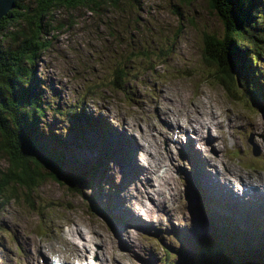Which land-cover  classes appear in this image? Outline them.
<instances>
[{"label": "rangeland", "instance_id": "1", "mask_svg": "<svg viewBox=\"0 0 264 264\" xmlns=\"http://www.w3.org/2000/svg\"><path fill=\"white\" fill-rule=\"evenodd\" d=\"M132 2L120 0L119 6L104 2L95 11L85 7L61 8L45 19L50 25L46 37L51 43L35 63L33 81L44 99L45 114L40 118V126L45 137L50 132L58 134L64 144L55 147L63 148L67 159L91 165L102 157L106 159V168L99 166L89 179L88 189L79 187L80 191L54 180L42 183L32 192L19 185L15 194L11 189L5 190L4 200L0 199V264H36L40 260L48 261V256L50 260L56 251L48 250L47 255L35 261L39 244L53 242L64 252L67 249L64 239L71 237L69 231L75 226L81 231L74 232L81 235L75 233L71 238L86 254L81 261L89 259L92 264H163L168 250L175 256L171 258L173 264L180 263L181 257V263L187 264L186 260L194 259L193 252L198 250L192 240L212 242V233L226 241L233 238L232 233L237 236L228 248L237 259L247 258L252 264L264 261L261 214L254 224L257 228L249 236L236 233V226L242 225L243 218H252L254 209L264 212V186L253 190L254 205L241 207L232 203L242 184L259 187L260 182L253 178H264L257 159L264 160V147L256 141L258 137L264 142V124L250 117L259 116L262 110L260 104L252 107L243 89L229 82L222 65L205 61V53L211 48L220 54V44L228 36L226 25L209 0ZM259 4L264 12V0H259ZM210 36L217 40L211 41ZM263 58L260 57V63ZM118 64L127 80L122 86L125 90L112 83ZM254 71L255 74L249 70L247 87L255 88V93L261 95L264 70L260 66ZM217 79H224V83ZM203 99L213 104L221 122V126L207 123V130L216 140L207 136L205 142L199 141L191 128L195 123L191 122L190 127L184 120L176 124L179 129L172 130L173 134L161 136L159 130H168L172 125L168 119L172 116L162 110L182 111L187 115L195 101L201 108L200 114L193 109L189 116L209 120L210 108ZM81 111L85 114L78 117ZM250 125L263 130L252 132ZM130 136L135 140L132 144ZM157 142L160 154L155 158ZM183 143L186 152L188 147L196 152L191 157L192 163L198 165L196 174L192 173L189 159L179 150ZM252 148L259 156L253 155ZM215 152L236 173L241 172L243 179L231 175L230 180L224 181L219 168L213 166L222 160L219 162L216 155H209ZM6 158L0 159L1 169L9 166ZM120 162L121 168L128 163L132 172L141 171L144 176L118 185L123 179L122 172L118 173L116 168ZM208 169L216 170L211 173ZM234 171L230 170L232 174ZM177 172L202 191L208 211H222L218 221H229L223 230V225L211 219L209 225L203 203L194 196L182 200L183 187ZM197 174L208 191L202 189ZM89 187L94 190L90 191ZM240 191L250 196L248 191L252 190L241 188ZM79 192L85 195V203ZM90 198L95 205L97 202L103 205L98 209L99 220L89 214ZM125 204L146 225H127L130 213ZM97 232L102 243L88 241ZM238 239L240 249L234 250ZM103 248L114 249L117 256L111 257L107 250L104 256H99ZM122 251L129 255L126 257ZM79 263L74 260L71 264Z\"/></svg>", "mask_w": 264, "mask_h": 264}, {"label": "trees", "instance_id": "2", "mask_svg": "<svg viewBox=\"0 0 264 264\" xmlns=\"http://www.w3.org/2000/svg\"><path fill=\"white\" fill-rule=\"evenodd\" d=\"M119 1L30 0L25 2L16 0L15 7L1 19L0 159L7 156L9 166L5 169L0 168V199L4 200V192L8 189L15 194L17 185L32 192L48 180H54L67 187L71 185L75 191H80L79 187L88 189L90 173L94 168L89 167L83 170L77 167L71 159H67L63 148L55 147L64 144L58 134L50 132L48 137H45L46 133L40 126V118L44 116L45 108L42 95L33 86L36 75L35 63L41 52L50 46L51 42L46 37L47 32L50 31L48 30L50 25L48 26V21L45 19L49 16L53 17V12L61 8L84 7L95 11L104 2L119 6ZM130 1H133L131 4L139 3V0ZM209 1L226 25L228 36L220 44V54L217 55L212 51L214 48H211L205 53V61L213 65H222L224 75L228 77L231 84L243 89L242 91L248 96L247 102H250L252 107L256 104L263 105L264 92L262 91V96L258 98L255 88L247 87L250 78L249 70L255 74L254 68L259 66L260 57L264 56V12L259 0ZM51 28L54 29L55 26L51 25ZM210 38L211 41L217 40L215 37L210 36ZM217 80L219 83H224V79ZM126 81L120 64L116 65L112 83L115 87L125 90L122 86ZM102 166L106 168L105 158H103ZM80 193L85 203L86 197L82 192L78 194ZM90 202L92 205L87 201L89 214L96 219L101 218L98 204H102L97 202L95 205L92 198ZM94 206H97V210ZM215 216L220 219L219 216ZM211 239L213 241L208 243L196 241L193 246L198 247V250L193 252L195 258L191 261L187 259L186 263L252 264L247 258L237 259L230 254L228 248L234 238H226L229 239L226 241L225 238L212 233ZM239 242L238 239L234 250L240 249ZM167 248L170 249V247ZM177 254L182 256L183 253ZM174 257L172 252L166 251L163 264H173L171 258ZM182 260L181 257L180 263L174 264H182ZM259 264H264V261L260 260Z\"/></svg>", "mask_w": 264, "mask_h": 264}, {"label": "bare ground", "instance_id": "3", "mask_svg": "<svg viewBox=\"0 0 264 264\" xmlns=\"http://www.w3.org/2000/svg\"><path fill=\"white\" fill-rule=\"evenodd\" d=\"M163 83H165V82H163ZM264 95V94H263ZM260 96L258 95V98H259ZM187 98V97H186ZM209 99V98H208ZM186 101V100H185ZM201 101V100H200ZM212 101V100H211ZM187 102V101H186ZM203 102L205 103L204 105L205 106H207L208 105V107L210 108V111H208L209 113H208V116H209V120H202V121H200V119H199V117H198V119L199 120H196L195 119V117L194 116H189L192 112H193V109H194V111L195 112H197L198 114H200V110H201V108L198 106V104H197V102H195V101H192V104H190V107H193V109H190V110H188L187 111V115H184V114H182V111H180L179 113H176V112H173L171 109L170 110H168V109H166V110H162L163 112L164 111H168L169 112V114L172 116V118H168V119H170L171 120V123H172V125H170V128H169V130L168 131H166V130H164V129H161L159 132L161 133L162 132V135L161 136H165L166 134H173V132H172V130H177L178 129V127L176 126V124H179L180 123V121H182V120H184L190 127H191V122L192 123H195V125L193 126V127H191L192 129H193V131H195L196 133H197V135H198V139L199 140H204L207 136L210 138V139H214V137L211 135V133L207 130V123L208 122H212V123H214V124H216L217 126L218 125H220L221 126V122H220V120H218V117H217V114H216V111H215V108H214V106H213V104L211 103V102H207L205 99H203ZM259 102H260V100H259ZM187 103H189V100H188V102ZM191 103V102H190ZM201 103V102H200ZM262 103H264L263 101H262ZM186 105V104H185ZM188 107V106H187ZM204 108V107H203ZM203 108H202V110H203ZM204 112V111H203ZM82 114H85V112H83L82 113V111H81V114H79V112H78V117L80 116V115H82ZM219 116V115H218ZM251 118H254V119H257V120H259V121H261V118H260V116H256L255 115V117H253V116H250ZM93 117H91L90 118V121L93 123V119H92ZM239 118V117H238ZM99 119V118H98ZM99 120H101V121H103V118H100ZM90 122V123H91ZM104 122V121H103ZM242 122V121H241ZM262 122V121H261ZM263 124V123H262ZM241 125H243V124H241ZM250 127H251V130L253 131V132H260V131H262L263 130V128L262 129H256V128H254L253 126H251L250 125ZM81 129L82 128H80V130H79V134H81ZM113 129V128H112ZM115 131H116V129H115ZM216 135V134H215ZM131 138H129L130 139V141H129V143H134L135 142V140H134V138L132 137V136H130ZM188 140H191V139H188ZM187 140V141H188ZM192 142H194L193 140H191ZM223 141V140H222ZM257 141L262 145V146H264V142H262V140L261 139H258L257 138ZM211 144H213V142H210ZM194 145V144H193ZM197 149V148H196ZM181 150H182V152L184 153V155L188 158V159H190V161L192 162V160H191V157H194V156H196V152L193 150V149H191L190 147H188L187 148V152H186V149H185V147H184V145H182V147H181ZM189 154H191L192 156H190ZM194 155V156H193ZM216 158H217V160L219 161V159H221L222 160V158H221V156L219 155V154H216ZM206 158H208V157H206ZM195 161H197V160H195ZM220 162V161H219ZM222 163V164H221ZM76 165L77 164H79L80 165V162H78V163H75ZM220 164H221V168H219V174H220V176L224 179V181H228V179L230 178V176L231 175H235V176H240V177H242V179H243V176H241L242 175V173L241 172H239V173H236L233 169H231L228 165H226L225 164V162L222 160L221 162H220ZM99 165L101 166V165H103V158L101 157V158H97L96 159V161H95V163H93V164H91V165H89V164H86L84 161L81 163V165L79 166V168L80 169H83V170H86V169H88L89 167H92V168H94V170L90 173V177H89V179H91V178H93V172L95 171H98V168H99ZM197 162H195V163H192V172L193 171H195V174H196V169H197ZM78 167V166H77ZM103 167V166H102ZM117 169H119V171H117L118 173L119 172H122V176H123V178L125 177V180H124V182H125V185L130 181V180H132V179H139V178H141V177H143L144 175L142 174V172L141 171H139V172H137V173H134V172H132V170H131V168H130V165L128 164V163H125V164H123V166H122V168H121V162L118 164V166L116 167ZM227 168H229L230 170H232V171H234V173L232 174L231 172H230V170L229 169H227ZM104 169H105V167H104ZM207 169V168H206ZM211 173H213V171H212V169H208ZM237 174V175H236ZM121 175V174H120ZM234 178V177H233ZM116 180V179H115ZM253 180H258L260 183H258L259 185H261V186H257V185H251V186H249V185H246L245 183L244 184H242L243 186H241L240 187V189L241 188H248V190H252V191H248L251 195L248 197V194L246 195V194H244V192L243 191H240V189L238 190L239 191V193L235 196V202L236 203H239L241 206H251V205H254L253 203H252V198H254V197H256V195L253 193V190H256V189H259L260 187H262V186H264V182H263V180H264V178H262L261 176H259V177H257V178H253ZM96 183H97V178H96ZM112 181V180H111ZM128 181V182H127ZM221 182H222V180H220ZM115 183V182H114ZM201 184H202V186H203V188L205 187V183L201 180ZM124 185V184H123ZM124 185V186H125ZM100 189H102V188H100ZM89 190L90 191H93L94 189H93V187H89ZM112 190V189H111ZM260 190H262V188L260 189ZM114 194H115V191H114ZM235 194H236V191H235ZM111 195L113 196V192L111 193ZM238 197H239V199H238ZM98 206H99V208H101L103 205H100V204H98ZM127 207H128V209H129V213H130V216H129V218H127V224L128 223H135V224H144V225H146L144 222H142L140 219H139V217H137L136 215H135V213H133L132 212V210L129 208V206L127 205ZM263 207H264V205H263ZM103 210L104 211H106V209L105 208H103ZM213 212H215V214H212L211 215V220H213V221H215V222H217L219 225H223V227L221 228V230H223L224 228H225V224H228V222L227 223H224L223 221H218V218L215 216L216 215V213H218V211H213ZM222 214L223 213H219V215H217V216H219L220 218L222 217ZM215 216V217H214ZM209 225H211V222H210V220H209ZM194 226V225H193ZM242 225H240L239 227H236L237 229H236V233H241V234H243V235H246L247 234V236H249V233H251V232H253L254 230H253V227L252 226H248V227H244V225L241 227ZM252 228V229H251ZM206 229V228H205ZM74 231H81V229L80 228H78L77 226H75L72 230H70L69 231V234H70V236L72 237V235H74L75 233H80V232H74ZM83 233V232H82ZM98 234H95V235H93V236H89V238H90V240L88 239V241H97V242H99V243H102V240H101V236L99 235V232H97ZM80 235H81V233H80ZM232 235V237L234 238V239H236V236L232 233L231 234ZM65 238L64 239V241L66 242V244H67V249L63 252L62 250H60L59 248H57V246H55V244L52 242L51 244H48L49 242H47V244L45 245V244H42V245H40L39 244V246L37 247L38 249H40L39 251H38V253L36 252V254H35V256H34V259H35V261H37L41 256L43 257V256H45V253H46V255H47V251L48 250H52V251H56L57 253H55L54 255H52V257H50V260H49V256H48V261H46V262H42V261H39L38 263H36V264H53V261H54V259L55 258H58L59 260H60V262H62L63 264H71V263H69L71 260H73V259H78V258H83V257H85V252H84V250L82 249V248H80L79 247V245L75 242V240L73 239V238ZM78 238V237H77ZM192 241H194V242H196L195 240H192ZM235 241V240H234ZM128 243H132V242H128ZM254 243V242H253ZM127 244V243H126ZM133 245H134V243H132ZM235 246H236V242H235ZM42 248V249H41ZM108 251L109 253H110V256L111 257H115V256H117V252L114 250V249H105V248H103L102 249V251L100 252V254H99V256H104L105 255V251ZM122 252H124L125 254H126V257L129 255L127 252H125V251H122ZM53 252H51L50 254H52ZM41 254V255H40ZM51 256V255H50ZM47 259V258H46ZM62 263H60V264H62Z\"/></svg>", "mask_w": 264, "mask_h": 264}, {"label": "water", "instance_id": "4", "mask_svg": "<svg viewBox=\"0 0 264 264\" xmlns=\"http://www.w3.org/2000/svg\"><path fill=\"white\" fill-rule=\"evenodd\" d=\"M15 5L16 0H0V21L15 7ZM71 187L73 189V186L69 185V188Z\"/></svg>", "mask_w": 264, "mask_h": 264}]
</instances>
